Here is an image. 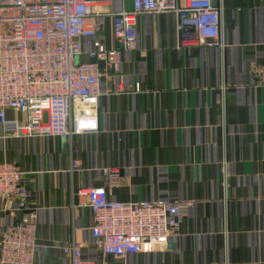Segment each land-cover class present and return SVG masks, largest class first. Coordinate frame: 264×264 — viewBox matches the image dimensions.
Instances as JSON below:
<instances>
[{
	"label": "crops",
	"instance_id": "crops-1",
	"mask_svg": "<svg viewBox=\"0 0 264 264\" xmlns=\"http://www.w3.org/2000/svg\"><path fill=\"white\" fill-rule=\"evenodd\" d=\"M216 4L221 47L182 45L173 13L137 18V50L121 71L101 65L97 131L18 139L0 127V163L24 173L38 217L34 264H71L63 249L73 243L115 261L95 246L91 211L75 207L78 190L100 188L121 203L194 204L167 247L128 264H264V0ZM119 87L127 92L108 94ZM107 169L121 178L109 184ZM10 208L0 199V238L21 218Z\"/></svg>",
	"mask_w": 264,
	"mask_h": 264
},
{
	"label": "built area",
	"instance_id": "built-area-1",
	"mask_svg": "<svg viewBox=\"0 0 264 264\" xmlns=\"http://www.w3.org/2000/svg\"><path fill=\"white\" fill-rule=\"evenodd\" d=\"M115 4L118 10L113 9ZM166 13L176 15L182 45L222 46L216 0H0L2 133L18 139L72 140L97 131L101 65L119 73L123 54L137 50V18ZM106 20L111 24L110 48ZM84 41L91 42L88 51ZM125 92L124 87L108 90V94ZM9 110L23 119H10ZM120 178V170H105L109 184ZM75 196L79 201L75 207L92 213L95 246L115 261L87 258L73 243L63 249L71 264H128L129 257L167 247L194 205L168 200L121 203L112 200L105 188L81 189ZM0 199L21 214L2 232L0 264H34L38 217L29 204L24 173L15 163H0Z\"/></svg>",
	"mask_w": 264,
	"mask_h": 264
},
{
	"label": "rangeland",
	"instance_id": "rangeland-1",
	"mask_svg": "<svg viewBox=\"0 0 264 264\" xmlns=\"http://www.w3.org/2000/svg\"><path fill=\"white\" fill-rule=\"evenodd\" d=\"M189 203V202H188Z\"/></svg>",
	"mask_w": 264,
	"mask_h": 264
}]
</instances>
